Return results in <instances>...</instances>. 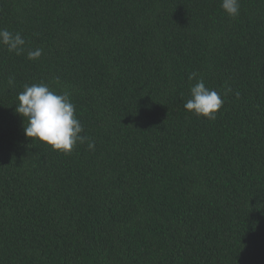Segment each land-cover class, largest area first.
<instances>
[{
  "label": "trees",
  "instance_id": "trees-1",
  "mask_svg": "<svg viewBox=\"0 0 264 264\" xmlns=\"http://www.w3.org/2000/svg\"><path fill=\"white\" fill-rule=\"evenodd\" d=\"M0 28L27 41L0 45V264H264V0H0ZM40 82L94 150L25 135Z\"/></svg>",
  "mask_w": 264,
  "mask_h": 264
},
{
  "label": "clouds",
  "instance_id": "clouds-1",
  "mask_svg": "<svg viewBox=\"0 0 264 264\" xmlns=\"http://www.w3.org/2000/svg\"><path fill=\"white\" fill-rule=\"evenodd\" d=\"M221 8L228 16L236 18L240 13V0H221ZM26 43L20 32L13 33L6 28H0V45L6 46L9 52L22 54ZM42 54L41 48L29 49L27 58L36 60ZM197 75L196 72L191 73L189 81ZM8 83L14 85V79L10 78ZM17 99L15 110L27 122L24 129L27 137L39 139L50 145L53 150L64 154H70L78 142L87 141L88 149H95V141L82 135L84 128L76 115L70 92L56 91L48 83L40 82L25 84ZM223 103L222 95L217 90L206 87L201 78L190 86V98L184 107L197 116L214 120Z\"/></svg>",
  "mask_w": 264,
  "mask_h": 264
}]
</instances>
